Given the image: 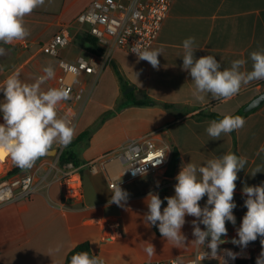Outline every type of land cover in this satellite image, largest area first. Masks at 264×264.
<instances>
[{
	"label": "crops",
	"instance_id": "obj_1",
	"mask_svg": "<svg viewBox=\"0 0 264 264\" xmlns=\"http://www.w3.org/2000/svg\"><path fill=\"white\" fill-rule=\"evenodd\" d=\"M93 1L45 0L42 7L26 16L25 25L31 34L22 41L0 44L6 50V55L0 56V66L4 69L0 71V84L11 72H18L23 82L31 84L44 75L45 67L51 66L55 76L41 88L46 91L56 85L62 74L59 60L74 63L79 56L91 53L77 17ZM63 30L73 34L72 44L62 49L58 58L45 54L42 46ZM188 37H195L197 59L215 56L223 69L230 67L233 60L243 58L248 61L245 68L250 71L249 53L264 48V0H176L151 48L162 49L158 69L117 49L112 66L102 75H82L70 97V105L61 102L58 115L67 119L76 112L71 125L75 129L72 141L89 134L88 140L77 146L83 195L74 201L65 200L59 182L48 175L27 199L1 206L0 264H66L69 252L84 243L108 264H140L178 257L182 264H189L193 255L211 252L206 245L194 242L192 221L196 218L185 216L181 232L186 239L183 245L176 246L161 236L157 226L145 221L146 198L149 192L159 194L163 210L167 206L164 198L175 195V177L182 164L203 165L208 159L229 152L247 158V163L235 182L236 223L226 222L227 235L221 239H239L237 229L247 212L244 205L247 197L242 190L245 186L264 185V152L257 154L264 147V104L245 117L246 123L235 131V138L230 133L212 140L206 132L212 120L198 119L193 114L202 109L234 115L264 92V80L242 86L227 102L213 99L210 94L202 103L195 100L192 78L182 70V42ZM3 100L0 92V102ZM164 104L173 107L167 109ZM0 119L3 121L2 113ZM150 134L158 147L168 149L169 163L164 169L135 181L118 180L117 185L128 193L127 200L118 206L111 202L114 188H110V178L103 172L93 173L88 164L120 149L129 140ZM64 148L54 144L52 149L57 155H45L41 167L51 163L61 166L59 157ZM174 150L179 153L175 168L171 164ZM258 165L262 172L252 176ZM119 170L117 164L110 166L111 174ZM46 173L44 170L41 174L46 176ZM206 202L207 196L199 202L200 206L203 208ZM199 226L205 230L203 224ZM262 239L258 236L240 249L249 253L244 259L247 264H252V259L257 264V258L264 252ZM147 243L155 247L151 258L144 251ZM57 246L60 251L49 255V250ZM220 249L218 246L217 252ZM201 263L218 264L216 260Z\"/></svg>",
	"mask_w": 264,
	"mask_h": 264
},
{
	"label": "clouds",
	"instance_id": "obj_2",
	"mask_svg": "<svg viewBox=\"0 0 264 264\" xmlns=\"http://www.w3.org/2000/svg\"><path fill=\"white\" fill-rule=\"evenodd\" d=\"M45 4V0H0V44H12L26 39L31 33L25 25V17ZM184 51L182 70L187 71L192 78L195 100L204 102L207 95L213 99L227 102L236 96L242 86L253 81L264 80V48L249 53L252 62L251 70L245 68L247 60L241 58L231 62L230 67L223 68L215 56L206 55L200 58L194 56L197 50L195 37L183 40ZM132 52L139 60L147 61L154 69L159 68L158 57L162 49H140L133 47ZM6 55L4 47H0V56ZM0 66V71H3ZM44 75L29 84L19 78L18 72H11L0 84V92L4 95L0 102V113L4 123L0 124V151L10 156L12 162L22 170L31 169L35 162L44 157L59 143L68 146L75 136V129L70 121L58 115L61 102L70 99L69 91L64 88H48L42 90L41 85L54 78L55 71L51 66L43 69ZM136 78L138 74H136ZM246 120L240 115L225 114L219 120L209 122L206 132L212 140H220L222 135H228L244 127ZM264 152L261 147L258 155ZM162 162L165 155L157 153ZM247 158L235 153H226L208 159L203 165L192 162L181 166L175 177V195L165 197L167 206L162 210L163 201L159 194L149 192L146 201L148 212L145 221L157 226L163 238L176 246L183 245L186 237L181 229L186 223L185 216L195 217L192 221L194 242L206 245L215 258L219 244L227 235L226 222L236 223L233 210L236 208L234 192L238 172L245 169ZM144 173L140 169L133 172ZM262 172L258 165L251 173L255 176ZM243 194L245 213L240 227L237 229L238 240L233 243L247 247L250 242L264 237V185L245 186ZM207 196L206 205L202 208L200 201ZM128 193L120 184L114 186L111 202L121 205L126 201ZM199 221V223H197ZM205 226V230L200 228ZM210 238V239H209ZM144 249L148 257L155 255V247L151 243ZM264 245V239L261 240ZM60 246L49 250L59 252ZM232 255L231 253H229ZM206 255L209 253L206 252ZM234 258V257H233ZM68 264H105L101 256L88 251L76 252ZM257 264H264V252L257 258Z\"/></svg>",
	"mask_w": 264,
	"mask_h": 264
},
{
	"label": "built area",
	"instance_id": "obj_3",
	"mask_svg": "<svg viewBox=\"0 0 264 264\" xmlns=\"http://www.w3.org/2000/svg\"><path fill=\"white\" fill-rule=\"evenodd\" d=\"M176 0H95L77 17L79 30L84 35L94 39L100 49L99 53L91 52L88 56H79L74 63L59 60L62 74L57 83L49 88H64L69 91L70 97L75 91L82 75L100 76L114 61V52L123 50L135 57L133 47L151 49L156 43L164 21L169 16ZM73 42V34L63 30L53 36L42 46V51L54 58L59 57L62 49ZM70 99L66 100L70 105ZM77 114L73 111L67 120L73 125ZM151 134L139 139H132L120 149L103 155L88 164L89 169L97 174L103 172L110 178V188L117 185V181H135L148 173H155L164 169L169 163L168 149L158 147L151 139ZM157 153L164 156L161 163ZM10 156L7 158L9 161ZM119 165L120 170L111 174L110 166ZM41 169L47 170L46 176ZM140 169L145 174L133 172ZM48 175H53L59 182L63 197L67 201L80 199L83 195V177L80 169L73 163L59 166L49 164L38 168L35 172L26 175L13 176L0 181V207L18 200L27 199L38 188L39 184ZM45 177V178H44ZM220 251L215 258L204 253L193 255L189 264H200L206 260H216L218 264H238L239 260L246 259L239 256L242 246L225 242L220 244ZM231 253L232 255H230ZM234 257V258H233ZM140 264H182L181 258L153 261Z\"/></svg>",
	"mask_w": 264,
	"mask_h": 264
},
{
	"label": "trees",
	"instance_id": "obj_4",
	"mask_svg": "<svg viewBox=\"0 0 264 264\" xmlns=\"http://www.w3.org/2000/svg\"><path fill=\"white\" fill-rule=\"evenodd\" d=\"M84 39L87 41V43L90 45L91 47V52H94V53H99L100 49L97 45V42L88 37L87 35L84 36ZM262 85L264 86V81L262 82ZM155 102V101H154ZM137 104H143L141 102H137ZM165 108L167 109H171L173 106L172 105H168V104H164L163 105ZM194 117L198 118V119H209V120H219L223 117V115H219L217 113H214V112H210L208 110H199L197 113L193 114ZM234 115H240L242 117H246L248 114H245L243 112V109L240 110L239 112H237L236 114ZM233 135V137L235 138V131H233L231 133ZM88 137H89V134H85L81 137H78L76 140L72 141L68 146H66L64 148V150L62 151L60 157H59V163L60 165H65L67 163H73L75 166H78V153H77V146L80 142H82L83 140H88ZM178 162H179V153L174 150L172 152V157H171V164L172 166H174V168L178 165ZM24 170L20 169L19 167H16L13 172H11L8 176H12V175H16L20 172H22ZM7 179V177H4L2 180H5ZM81 251H88L90 252L91 254L93 255H96L90 248V245L88 243H84V244H81V245H78L76 246L72 251L69 252V254L67 255V258H66V264H68L71 256L73 254H75L76 252H81ZM252 264H255V261H253V259L251 260ZM248 261L247 260H239L238 261V264H247ZM105 264H108L106 261H105Z\"/></svg>",
	"mask_w": 264,
	"mask_h": 264
},
{
	"label": "rangeland",
	"instance_id": "obj_5",
	"mask_svg": "<svg viewBox=\"0 0 264 264\" xmlns=\"http://www.w3.org/2000/svg\"><path fill=\"white\" fill-rule=\"evenodd\" d=\"M79 80H80V78H79ZM1 120V119H0ZM47 155V154H46ZM57 155V153L55 154V155H52V156H50V155H47V156H49V157H54V156H56ZM44 160H46V157L44 156V157H42V158H40V159H38L36 162H35V164H34V166L31 168V169H27V170H24V171H22V172H20V173H18V174H16V175H12V176H8L11 172H13V170L17 167L13 162H12V160H11V158L9 159V161L7 162V164L4 166V167H0V181H3L2 179L4 178V177H7V179L8 178H11V177H13V176H20V175H26V174H29V173H32V171H34L35 169H38V168H40L41 167V164L43 163V161ZM52 164V163H51ZM54 164V163H53ZM48 164H46V165H43V166H47ZM41 173H44V169H42L41 170ZM6 180V179H5ZM202 264V263H201Z\"/></svg>",
	"mask_w": 264,
	"mask_h": 264
},
{
	"label": "water",
	"instance_id": "obj_6",
	"mask_svg": "<svg viewBox=\"0 0 264 264\" xmlns=\"http://www.w3.org/2000/svg\"><path fill=\"white\" fill-rule=\"evenodd\" d=\"M263 104H264V92H263L262 94H260L258 97H256L253 101H251V102H250V103H249V104L243 109V112H244L245 114H249V113L253 112L254 110L258 109V108H259L260 106H262ZM52 152L57 153L56 150L51 149V150L47 153V155H49V154L52 153ZM233 239H236V238L225 239V240H223V241H224L223 243H225V242L233 243ZM236 240H238V239H236ZM223 243H221V244H223ZM234 244H236V243H234ZM236 245H239V244H236Z\"/></svg>",
	"mask_w": 264,
	"mask_h": 264
},
{
	"label": "bare ground",
	"instance_id": "obj_7",
	"mask_svg": "<svg viewBox=\"0 0 264 264\" xmlns=\"http://www.w3.org/2000/svg\"><path fill=\"white\" fill-rule=\"evenodd\" d=\"M2 123H4V121H0V124H2ZM55 154H56L55 152H52L49 155L52 156V155H55ZM8 157L9 156L6 154L3 159H0V167H4L7 164V162H8L7 158ZM239 255L242 256V257H248L249 253L247 251H242V252H240Z\"/></svg>",
	"mask_w": 264,
	"mask_h": 264
},
{
	"label": "snow or ice",
	"instance_id": "obj_8",
	"mask_svg": "<svg viewBox=\"0 0 264 264\" xmlns=\"http://www.w3.org/2000/svg\"><path fill=\"white\" fill-rule=\"evenodd\" d=\"M5 155L6 153H4L3 151H0V159H3Z\"/></svg>",
	"mask_w": 264,
	"mask_h": 264
}]
</instances>
